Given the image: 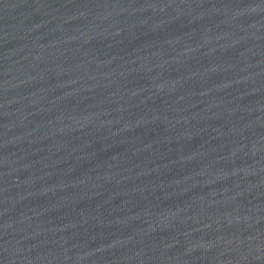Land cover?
<instances>
[{
  "label": "water",
  "instance_id": "water-1",
  "mask_svg": "<svg viewBox=\"0 0 264 264\" xmlns=\"http://www.w3.org/2000/svg\"><path fill=\"white\" fill-rule=\"evenodd\" d=\"M0 264H264V0H0Z\"/></svg>",
  "mask_w": 264,
  "mask_h": 264
}]
</instances>
